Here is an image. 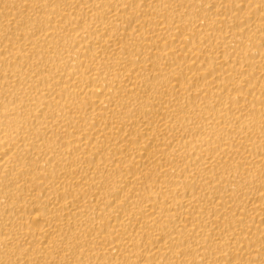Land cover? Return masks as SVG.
Returning <instances> with one entry per match:
<instances>
[{"label": "bare ground", "instance_id": "bare-ground-1", "mask_svg": "<svg viewBox=\"0 0 264 264\" xmlns=\"http://www.w3.org/2000/svg\"><path fill=\"white\" fill-rule=\"evenodd\" d=\"M0 264H264V0H0Z\"/></svg>", "mask_w": 264, "mask_h": 264}]
</instances>
